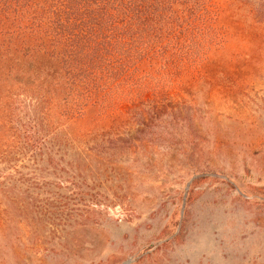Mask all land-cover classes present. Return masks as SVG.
<instances>
[{
	"label": "rangeland",
	"instance_id": "rangeland-1",
	"mask_svg": "<svg viewBox=\"0 0 264 264\" xmlns=\"http://www.w3.org/2000/svg\"><path fill=\"white\" fill-rule=\"evenodd\" d=\"M218 5L226 44L202 77L96 144L14 103L0 264H264V0Z\"/></svg>",
	"mask_w": 264,
	"mask_h": 264
},
{
	"label": "trees",
	"instance_id": "trees-1",
	"mask_svg": "<svg viewBox=\"0 0 264 264\" xmlns=\"http://www.w3.org/2000/svg\"><path fill=\"white\" fill-rule=\"evenodd\" d=\"M220 15L218 0H0V133L22 97L77 148L159 113L224 48Z\"/></svg>",
	"mask_w": 264,
	"mask_h": 264
}]
</instances>
